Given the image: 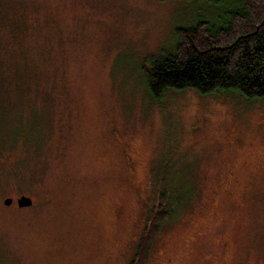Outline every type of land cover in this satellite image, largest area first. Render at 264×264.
<instances>
[{
	"label": "rangeland",
	"instance_id": "rangeland-1",
	"mask_svg": "<svg viewBox=\"0 0 264 264\" xmlns=\"http://www.w3.org/2000/svg\"><path fill=\"white\" fill-rule=\"evenodd\" d=\"M208 6L0 0V264H131L166 190L142 264H264V100L146 85Z\"/></svg>",
	"mask_w": 264,
	"mask_h": 264
},
{
	"label": "trees",
	"instance_id": "trees-1",
	"mask_svg": "<svg viewBox=\"0 0 264 264\" xmlns=\"http://www.w3.org/2000/svg\"><path fill=\"white\" fill-rule=\"evenodd\" d=\"M221 8L212 19L196 17L174 30L173 51L150 57L144 75L151 99L166 91L192 89L201 95L232 93L264 100V0H203ZM131 264H142L161 224L174 212L172 193L159 191Z\"/></svg>",
	"mask_w": 264,
	"mask_h": 264
},
{
	"label": "water",
	"instance_id": "water-1",
	"mask_svg": "<svg viewBox=\"0 0 264 264\" xmlns=\"http://www.w3.org/2000/svg\"><path fill=\"white\" fill-rule=\"evenodd\" d=\"M15 202L17 207L19 208H25V207H30L32 205V199L26 195H20L19 197H17L16 199H12V198H5L3 200V204L5 206H10L12 204V202Z\"/></svg>",
	"mask_w": 264,
	"mask_h": 264
}]
</instances>
